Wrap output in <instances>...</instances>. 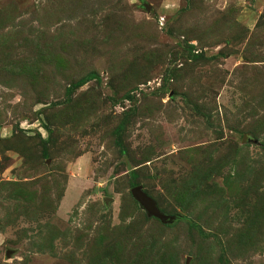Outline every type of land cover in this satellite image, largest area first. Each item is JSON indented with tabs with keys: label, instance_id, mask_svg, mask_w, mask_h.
<instances>
[{
	"label": "rangeland",
	"instance_id": "rangeland-1",
	"mask_svg": "<svg viewBox=\"0 0 264 264\" xmlns=\"http://www.w3.org/2000/svg\"><path fill=\"white\" fill-rule=\"evenodd\" d=\"M0 264H264V0H0Z\"/></svg>",
	"mask_w": 264,
	"mask_h": 264
},
{
	"label": "water",
	"instance_id": "water-1",
	"mask_svg": "<svg viewBox=\"0 0 264 264\" xmlns=\"http://www.w3.org/2000/svg\"><path fill=\"white\" fill-rule=\"evenodd\" d=\"M145 8L147 11L150 9L147 5ZM131 193L149 216L160 220L162 223H168L172 220V217H167L158 209L156 202L148 196L140 186L133 187Z\"/></svg>",
	"mask_w": 264,
	"mask_h": 264
},
{
	"label": "trees",
	"instance_id": "trees-1",
	"mask_svg": "<svg viewBox=\"0 0 264 264\" xmlns=\"http://www.w3.org/2000/svg\"><path fill=\"white\" fill-rule=\"evenodd\" d=\"M135 179H136V175H135L134 173H132V174H131V185H132L133 187L137 186L136 184H134Z\"/></svg>",
	"mask_w": 264,
	"mask_h": 264
}]
</instances>
